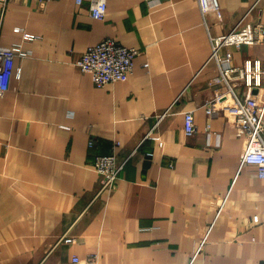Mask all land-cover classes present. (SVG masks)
Instances as JSON below:
<instances>
[{
	"label": "crops",
	"instance_id": "obj_1",
	"mask_svg": "<svg viewBox=\"0 0 264 264\" xmlns=\"http://www.w3.org/2000/svg\"><path fill=\"white\" fill-rule=\"evenodd\" d=\"M159 2L107 0L102 20L87 0L0 3V45L27 53L0 96V264H264V180L238 167L210 45L245 14L264 23V0H217L222 20L206 21L197 0ZM106 38L139 52L124 80L96 87L74 62ZM230 51L233 66L264 61V43ZM158 119L159 141L146 138ZM114 141L123 170L97 195L93 158Z\"/></svg>",
	"mask_w": 264,
	"mask_h": 264
},
{
	"label": "built area",
	"instance_id": "obj_2",
	"mask_svg": "<svg viewBox=\"0 0 264 264\" xmlns=\"http://www.w3.org/2000/svg\"><path fill=\"white\" fill-rule=\"evenodd\" d=\"M5 1L0 0V3ZM84 1L74 0V3L79 6ZM106 1L87 0L89 16L95 20H102L106 13ZM145 1L151 7L160 3L159 0ZM197 3L204 20L205 16L210 13L217 20H222V12L217 0H197ZM246 15L242 16L225 34L210 37L211 57L216 60L218 65V75L214 80L223 82L229 88L227 95L230 97L231 104L225 108L226 118L232 122L235 134L243 139L238 167L240 169L250 166L254 169L255 176L264 180V93L258 97V94L253 92L254 89H264V61L247 59L241 66H233L230 63L232 58L230 48L237 49L243 45L252 46L264 43V23L260 21L246 22ZM34 38L35 36L32 35H24V39L27 40ZM21 48L19 44L0 45V96L8 90L14 59L27 56V53ZM222 50H225L223 55H221ZM138 52L135 48L129 49L112 38H106L84 50L75 60L74 66L79 72L89 74L94 86L103 87L106 84L122 81L131 74L133 59ZM237 82L242 83L245 88L242 98L238 97L235 92V83ZM224 97L225 94H216L213 102L220 105ZM205 113L212 114L210 106H207ZM183 119L184 132L186 136H191L194 133L192 112H184ZM158 121L159 119L146 138L159 141L158 137L151 135ZM88 145L93 147L94 142L90 140ZM117 146L118 142L114 141L111 152L105 155H96L93 158L92 167L99 177L97 195L104 191L111 192L123 170L124 163L117 161L115 151ZM256 220L254 218V221ZM61 239L66 242L73 241L65 235ZM96 261V256H90L84 260L86 264H96ZM73 262L79 263V260L74 257Z\"/></svg>",
	"mask_w": 264,
	"mask_h": 264
}]
</instances>
